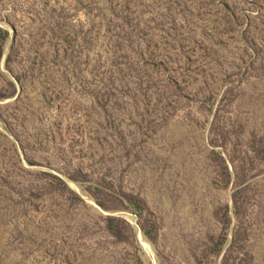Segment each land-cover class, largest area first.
Masks as SVG:
<instances>
[{"label":"rangeland","instance_id":"1","mask_svg":"<svg viewBox=\"0 0 264 264\" xmlns=\"http://www.w3.org/2000/svg\"><path fill=\"white\" fill-rule=\"evenodd\" d=\"M0 264H264V0H0Z\"/></svg>","mask_w":264,"mask_h":264},{"label":"bare ground","instance_id":"2","mask_svg":"<svg viewBox=\"0 0 264 264\" xmlns=\"http://www.w3.org/2000/svg\"><path fill=\"white\" fill-rule=\"evenodd\" d=\"M67 182H68V184H69L72 188H74L75 190L78 191V187H77L74 183H72V182H70V181H67ZM89 201H90V204L94 203V202L91 201V200H89ZM93 206H94V205H93ZM96 208H97V207H96ZM97 209H98V208H97ZM121 214H123L125 217H127L131 222H133V223L136 222V217H135V215H133V214H131V213H128V212L121 213ZM138 238H139V241L141 242V245H142L144 248H146L147 251H150V250H151V246H150L149 242L147 241V239L144 237V235H143L142 233H141V234L138 233Z\"/></svg>","mask_w":264,"mask_h":264},{"label":"water","instance_id":"3","mask_svg":"<svg viewBox=\"0 0 264 264\" xmlns=\"http://www.w3.org/2000/svg\"><path fill=\"white\" fill-rule=\"evenodd\" d=\"M87 200L89 201V199H87ZM89 203H90V201H89ZM92 205L97 207L99 209V211L104 212L103 209H101L96 203H92ZM135 224H137V223L135 222ZM137 231H138L139 234L142 233V231L140 230V228L138 226H137Z\"/></svg>","mask_w":264,"mask_h":264}]
</instances>
